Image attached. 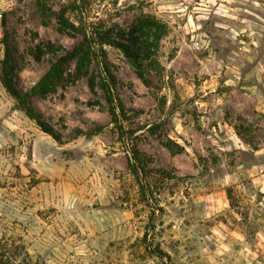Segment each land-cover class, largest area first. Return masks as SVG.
Returning <instances> with one entry per match:
<instances>
[{
  "label": "rangeland",
  "instance_id": "obj_1",
  "mask_svg": "<svg viewBox=\"0 0 264 264\" xmlns=\"http://www.w3.org/2000/svg\"><path fill=\"white\" fill-rule=\"evenodd\" d=\"M147 15L150 88L103 46L119 125L99 48L30 99L58 140L3 86L7 57L25 93L92 25L139 37ZM0 264H264V0H0Z\"/></svg>",
  "mask_w": 264,
  "mask_h": 264
},
{
  "label": "trees",
  "instance_id": "obj_2",
  "mask_svg": "<svg viewBox=\"0 0 264 264\" xmlns=\"http://www.w3.org/2000/svg\"><path fill=\"white\" fill-rule=\"evenodd\" d=\"M67 24V21H63ZM85 28V27H84ZM85 31L86 30H82ZM89 37L81 42L74 51L67 53L65 56L59 58L52 63L50 69L43 75V77L27 92L22 93L15 82V68L9 66L8 57L3 63L2 83L9 94L15 100L20 111L24 112L26 116L35 121L37 125L48 135L58 140L55 132L47 126L43 121V116L38 113L32 106H30V99L35 95H46L52 91L55 82L59 78L64 64L67 61L76 59V77H88L90 74L89 66L91 64V55L99 48L101 54V65L103 66L104 76H100V88L104 92L107 103L109 104L110 114L113 123L119 125V117L124 115V108L120 101L115 97L114 88L116 87V79L114 78L110 64L103 52V46H111L123 51L126 58L132 63L138 77L142 80L146 87H151V81L146 77L145 73L157 71V48L160 41L167 34V26L158 20L156 17L147 15L142 20H139L137 26L138 36L131 35L126 38V34L121 29L111 28L105 29L103 26H94L88 30ZM129 41V42H128ZM96 58V57H95ZM90 79V77H89ZM92 88L95 86L94 78L90 79ZM122 130V126H119ZM102 131V128L94 130L95 134ZM133 159L139 165L142 164L140 154L133 150ZM131 169L134 174H137V164L131 162ZM146 173V172H145ZM142 192L146 194L143 185Z\"/></svg>",
  "mask_w": 264,
  "mask_h": 264
}]
</instances>
